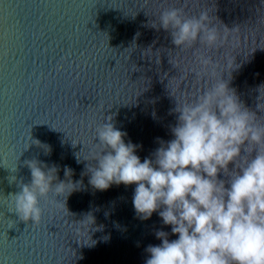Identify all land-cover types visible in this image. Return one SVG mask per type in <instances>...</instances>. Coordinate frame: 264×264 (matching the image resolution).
<instances>
[{
	"label": "water",
	"instance_id": "water-1",
	"mask_svg": "<svg viewBox=\"0 0 264 264\" xmlns=\"http://www.w3.org/2000/svg\"><path fill=\"white\" fill-rule=\"evenodd\" d=\"M169 8L206 11L219 44L175 46L159 25ZM200 55L214 63L196 77ZM219 76L264 124V0H0V264H145L158 231L177 239L159 212L138 216L136 185H90L96 129L112 123L141 162L154 160L174 139L176 109ZM247 147L238 162L255 157ZM29 161L57 169L53 187L82 182L41 199L36 223L15 211Z\"/></svg>",
	"mask_w": 264,
	"mask_h": 264
},
{
	"label": "clouds",
	"instance_id": "clouds-1",
	"mask_svg": "<svg viewBox=\"0 0 264 264\" xmlns=\"http://www.w3.org/2000/svg\"><path fill=\"white\" fill-rule=\"evenodd\" d=\"M211 24L206 11L189 18L182 9L169 8L159 16V25L171 30L172 43L181 50L193 49L197 42L215 48L220 36ZM197 60L202 71L195 76L206 75L212 58L200 55ZM176 111L174 139L160 141L154 160L141 162L135 154L138 146L126 144L127 134L112 123L97 127L101 151L93 159L96 166L88 168L90 185L100 191L113 184L136 185L133 205L138 216L147 220L159 212L171 226L178 238L170 241L158 231L161 244L147 247L145 264H264V124L256 122L220 76ZM246 143L245 151L255 149L256 154L241 163ZM26 163L32 180L14 195L15 211L21 220L36 223L42 216L41 199L53 192L70 195L82 182L53 187L55 167L44 170L37 161ZM221 172L230 176L229 187L218 179ZM65 175L71 177V170L66 168Z\"/></svg>",
	"mask_w": 264,
	"mask_h": 264
}]
</instances>
